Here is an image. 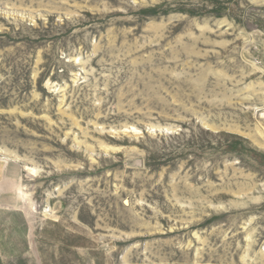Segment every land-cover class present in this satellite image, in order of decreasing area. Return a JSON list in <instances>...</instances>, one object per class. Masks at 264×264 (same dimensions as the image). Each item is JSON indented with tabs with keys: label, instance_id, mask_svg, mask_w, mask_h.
<instances>
[{
	"label": "rangeland",
	"instance_id": "1",
	"mask_svg": "<svg viewBox=\"0 0 264 264\" xmlns=\"http://www.w3.org/2000/svg\"><path fill=\"white\" fill-rule=\"evenodd\" d=\"M0 264H264V0H0Z\"/></svg>",
	"mask_w": 264,
	"mask_h": 264
},
{
	"label": "bare ground",
	"instance_id": "2",
	"mask_svg": "<svg viewBox=\"0 0 264 264\" xmlns=\"http://www.w3.org/2000/svg\"><path fill=\"white\" fill-rule=\"evenodd\" d=\"M137 130V129H136ZM138 131V130H137Z\"/></svg>",
	"mask_w": 264,
	"mask_h": 264
}]
</instances>
